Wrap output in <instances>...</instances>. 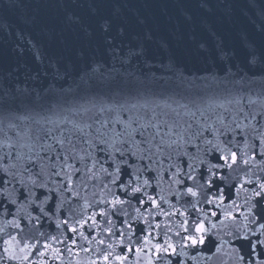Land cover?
<instances>
[{
    "label": "snow or ice",
    "instance_id": "obj_1",
    "mask_svg": "<svg viewBox=\"0 0 264 264\" xmlns=\"http://www.w3.org/2000/svg\"><path fill=\"white\" fill-rule=\"evenodd\" d=\"M96 23L106 51L122 67L144 55L142 46L132 43L135 37L125 44L127 28L117 17H100ZM4 27L0 25V30ZM18 39L25 36L18 34ZM28 45L49 79L36 86L41 71L26 75L22 82L17 76L14 84L0 79V111L12 118L7 125L0 123V264H63V253L54 244H64L72 256L75 237L89 244L80 251H92L95 241V252L101 253L85 264L98 260L126 264L127 254L114 253L126 244L125 231L126 253L133 252L135 230L124 219L116 238L113 216L127 217L128 208L136 213L132 220L143 219L145 224L150 215L183 218L175 223L180 240L172 241L168 233L174 228L169 226L163 243L153 244L149 231L140 238L143 247L135 248L137 257L151 245L156 260L164 254L196 261L205 258L203 254L198 251L189 257L186 249L215 248L214 257L229 245L234 264H264V100L250 95L245 99L244 94L218 99L199 92L194 98L164 93L168 83H160L164 78L121 71L102 61L89 64L75 87L65 89L68 73L59 60L46 58L31 38ZM16 50L24 52L20 45ZM250 63L264 65V53L259 59L252 54ZM20 67L6 76L12 77ZM180 79L188 85L187 92L197 88L192 80L185 81L182 75ZM82 85L84 95L70 101L68 96L75 97ZM156 86L161 91H155ZM136 205L147 207L141 212ZM94 206L98 212L83 216ZM97 216L106 221L102 231L112 237L108 251L99 247L105 244L103 237L89 239L84 232L85 225L101 231ZM53 220L57 235L42 230ZM209 235L219 243L209 240L206 245ZM147 264H154L151 257ZM164 264L172 261L166 259Z\"/></svg>",
    "mask_w": 264,
    "mask_h": 264
},
{
    "label": "water",
    "instance_id": "obj_2",
    "mask_svg": "<svg viewBox=\"0 0 264 264\" xmlns=\"http://www.w3.org/2000/svg\"><path fill=\"white\" fill-rule=\"evenodd\" d=\"M105 16L117 17L126 26L128 34L124 38L125 44L131 37H135L132 43L142 46V57L123 67L119 61L111 59L96 23L98 18ZM77 17L79 20L75 19ZM0 25L5 26L0 30V79L8 80L12 84L17 76L22 82L26 75L35 71H41V81H37L36 86L41 82L45 85L48 82L49 78L42 74V66L33 59L32 49L28 45V39L31 38L34 44L42 47V51L47 54L46 58L59 60L62 69L67 71L68 76L63 81L65 89L75 87L80 73L89 64L102 61L109 67L115 65L121 71L130 70L137 74H154L157 79L164 78L160 79L161 84L168 81L164 84V93L184 94L194 98L196 92H199L205 97L218 99L229 94H244L245 99L250 95L258 101L264 100V65L250 63L252 54L259 59L260 54L264 53V0H0ZM18 34H23L25 39L19 40ZM17 45L24 48L23 53L16 50ZM18 65L21 66L20 71L13 72L10 78L7 77L6 73ZM181 75L185 81L192 80L197 88L187 92L188 85L181 82ZM29 85H33L31 80ZM154 90L161 91L159 86ZM82 95L83 85L75 97L69 95L68 99L79 101ZM258 108L259 103L256 105L257 110ZM10 119L12 118L8 112L0 111V123L7 125ZM95 198L99 199V196ZM169 199L177 207H181L172 197ZM136 206L141 208V212L147 207ZM161 207L165 211H171L166 204ZM93 210L98 212L99 208L94 206L86 210L83 216H90ZM127 211V217L113 216L116 221V238H119V229L124 226V219H128L135 230L132 235L134 243L131 245L133 252L126 253L125 231L126 244L117 246L114 253L127 254L126 264H147L149 257L154 264H164L166 259H170L172 264H176L178 259H184L185 264H234L229 245H223L221 252L214 257L212 253L215 248L211 251L205 246L186 249L189 257L196 255L198 251L203 254L205 258L198 257L196 261L188 257H168L164 254H161L160 260H156L153 255L155 250H149L151 245L144 248L143 253L137 257L135 248L143 247L140 238L149 231L153 244L163 243V233L169 226L174 228L173 232L168 233L172 241L175 243L180 240L175 235V231L179 230L175 228V223L183 218L179 214L150 215L149 224H145L143 219L132 220V216L136 215L132 208ZM190 215L194 217L195 213ZM215 219L213 218L214 221ZM97 221L101 225V231L97 232L85 225L84 232L89 239L92 236L96 240L103 237L105 244L99 247L108 251L107 243L112 242V237L102 231L107 227L104 218L97 216ZM49 223L52 225L50 228L47 226ZM156 224L161 227L157 229ZM42 230L49 235L58 234L54 220L46 222ZM61 230L67 231L63 226ZM183 235L185 234L181 233ZM69 237L71 238L70 233ZM75 238L77 244L73 246L72 256H68L64 244H54L63 253V264H76L78 260L85 264L88 258L95 259L101 255L95 252V241L92 251L85 253L80 249L88 248V242L81 241L79 237ZM223 239L230 240L228 236ZM209 240L219 243V240L209 235L206 245ZM47 258L46 254L45 259ZM49 264H61V261H49ZM97 264H103L102 260H98ZM113 264L116 262L113 261Z\"/></svg>",
    "mask_w": 264,
    "mask_h": 264
}]
</instances>
